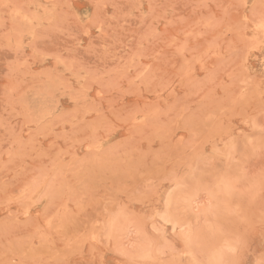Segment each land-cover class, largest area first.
<instances>
[{
    "label": "rangeland",
    "instance_id": "obj_1",
    "mask_svg": "<svg viewBox=\"0 0 264 264\" xmlns=\"http://www.w3.org/2000/svg\"><path fill=\"white\" fill-rule=\"evenodd\" d=\"M221 258L264 260V0H0V264Z\"/></svg>",
    "mask_w": 264,
    "mask_h": 264
},
{
    "label": "snow or ice",
    "instance_id": "obj_2",
    "mask_svg": "<svg viewBox=\"0 0 264 264\" xmlns=\"http://www.w3.org/2000/svg\"><path fill=\"white\" fill-rule=\"evenodd\" d=\"M231 251V249H229ZM217 264H242V262H239V261H236V262H233V261H227V260H224L223 258H221L219 261H217ZM260 264H264V260H262L260 262Z\"/></svg>",
    "mask_w": 264,
    "mask_h": 264
}]
</instances>
